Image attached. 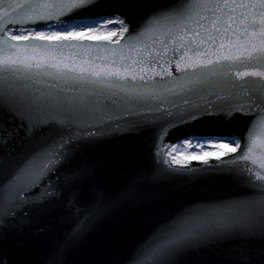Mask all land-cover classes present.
<instances>
[{"label": "water", "instance_id": "95a60500", "mask_svg": "<svg viewBox=\"0 0 264 264\" xmlns=\"http://www.w3.org/2000/svg\"><path fill=\"white\" fill-rule=\"evenodd\" d=\"M174 4L175 0H96L60 19L80 24L123 14L129 31L142 30L149 18L171 11L169 6ZM255 8L259 11L258 4ZM241 11L251 13L252 9H242L237 4L234 15L238 18ZM202 15L210 16L212 12ZM156 36L159 33L143 39L151 45ZM119 37L111 42L103 37L74 38L63 44L34 41L31 43L38 46L36 49L28 47L25 52L26 45H18L0 55L23 59L40 56L48 49L49 54L62 53L65 62L71 60L77 66L81 60L107 63L103 58L112 56L107 49L120 51L116 44ZM155 47L159 48V44ZM98 55L101 60L96 59ZM168 67L163 63L164 69ZM156 68L161 70L160 65ZM48 72L51 75H32L21 69L15 75L6 74L7 79L0 77V127L7 125L15 130L6 144H0V264H132V258L148 247L157 226L170 218L190 217L207 226L253 208L258 210L264 204L259 182L246 174L248 168L261 171L259 165L264 163V114H259V109H255V116L237 112L224 117L214 112L177 126L167 123L172 117L161 119V113L147 111L160 103L161 96H168L165 106L173 100L181 103L179 96L165 91L167 84L155 89L157 98L130 103L123 91L105 100L103 96L90 95L97 86L57 79L53 69ZM143 74L146 79L151 75ZM180 75L182 84L192 80L198 89L189 99H214L207 86L195 83L190 74ZM141 83L128 81L126 87ZM48 84L66 89L61 95L71 98L72 105L56 111L33 110L23 96L45 92ZM73 86L74 93L67 91ZM153 87L149 80L142 91L147 93ZM127 111L132 115H123ZM244 111H248L247 107ZM116 115H121L119 121L105 119ZM25 117L29 124L39 119L53 122L32 133L25 127ZM161 125L167 131L162 137L165 144L192 138H224L237 139L241 148L221 160L209 156L208 164L196 160L177 165L171 162V155L160 157L155 153ZM62 141H68L67 145L62 147ZM246 141L251 143L250 159L236 160L245 150ZM58 153L62 155L57 158ZM252 234L261 235L259 226ZM231 236L232 232L222 226L219 230L205 227L197 242L180 249L171 260L174 264H240L242 260L264 264V240H236Z\"/></svg>", "mask_w": 264, "mask_h": 264}, {"label": "snow or ice", "instance_id": "6c2138e0", "mask_svg": "<svg viewBox=\"0 0 264 264\" xmlns=\"http://www.w3.org/2000/svg\"><path fill=\"white\" fill-rule=\"evenodd\" d=\"M95 2L96 0H56L55 3L53 0H0V46L7 45V48L0 47V53L16 49L18 45H26L25 52L28 47L36 49L38 46L31 43L34 41L63 44L64 41H72L74 38L97 40L103 36L106 41L111 42L113 37L120 34L119 40L116 41L120 51L107 49L112 52L111 57L103 58L107 63L89 64L88 61L81 60L77 66L71 60L65 62L62 53L49 54V50L45 49L40 56H25L23 59L18 55L16 58L0 55V77L7 79L6 74L15 75L21 69L32 75H51L48 70L53 69L57 79H71L79 85L97 86L92 89L91 96H103L105 100H111V97L119 96L123 91L130 103H147L148 100L157 98L155 89L167 84L169 87L165 91L171 96H179L181 103L173 100L165 106L164 101L168 96H161L160 103L154 108L149 107L147 111L161 113V119L172 117L167 123L177 126L196 121L204 115H212L214 112L224 117L237 112L255 116L258 114L255 109H259V114H264V0H175V4L169 6L171 11L159 16L154 15L142 30L133 28L132 31H129V22L123 14L101 17L91 24H76L71 20L66 22L60 19ZM237 4L242 9H252L251 13L241 11L237 18L234 15ZM257 4L259 11L255 8ZM208 10H211L212 15H202ZM224 10H227L226 15ZM53 19L55 22L49 23ZM233 24L238 27H233ZM108 25L112 27L107 32L100 30ZM155 33H159V36L152 39L151 45L144 41L146 35ZM121 40L123 44H120ZM157 43L159 48L155 47ZM162 58L163 63L169 65L167 69L163 68ZM96 59L101 60V57L98 55ZM157 65H160V71H157ZM137 68L139 72L136 71ZM145 72L151 73L147 79L143 74ZM180 74H190L195 83L207 86L209 95L214 99L204 96L200 97V102L189 99L188 97L197 93L198 89L193 86L192 80L187 85L182 84L183 77ZM136 80H140L141 85L126 87V82ZM149 80L154 87L145 93L142 89ZM218 83L222 86L217 87ZM47 88L45 92L23 96V99L35 111L47 108L56 111L72 105L71 98L61 95L66 89L58 84H48ZM67 91L74 93L76 88L73 86ZM112 103L115 104V101ZM103 106L107 107V104ZM245 107L247 112L244 111ZM123 115L131 116L132 112L127 111ZM105 119L108 122L112 119L119 121L121 115ZM261 119L264 120V115H261ZM23 122L28 132L35 133L53 121L39 119L29 124L25 117ZM116 126L119 127V124ZM159 130L161 135L157 137L154 146L157 156L170 155L173 149L190 142L165 144L162 137L167 135V131L163 125ZM14 135V129H9L7 125L0 127V144H6ZM223 139L215 145L218 149L215 156L217 160L234 154L241 148L240 141L223 142ZM67 143L68 141H62L61 146H66ZM199 147L203 149V145ZM251 150L250 141H246L245 150L235 159L248 161ZM59 155L62 153H58L57 158ZM209 155L207 152L197 154L193 151L188 156L173 158L171 162L184 165L185 162L199 160L208 164L206 157ZM259 168L261 171L248 168L246 174L259 182L257 187L264 194V163H260ZM17 198L19 199V194ZM221 226L224 230L232 232L231 239L264 240V204H261L258 210L253 208L227 221H212L207 226L190 217L170 218L157 226L148 247L140 256L132 258V264H174L171 257L180 249L197 242L205 227L219 230ZM257 226L261 232L259 236L252 234ZM261 255L264 256V249L261 250ZM240 264H249V261L242 260Z\"/></svg>", "mask_w": 264, "mask_h": 264}, {"label": "rangeland", "instance_id": "374dc122", "mask_svg": "<svg viewBox=\"0 0 264 264\" xmlns=\"http://www.w3.org/2000/svg\"><path fill=\"white\" fill-rule=\"evenodd\" d=\"M97 21V20H96ZM94 22H85V23H80V24H91L95 23ZM112 26L108 25L106 27L101 28L100 30L102 32H107ZM120 34L118 33L117 36L113 38L119 37ZM103 37V36H101ZM184 141H190L189 143H183V147H177L172 150L171 156L173 158H180L181 156H188L190 155L193 151H195L197 154H203L204 152L209 153V156H216V153L218 152V149L215 147V145L218 142H221V139H213V138H192V139H183L180 141V143ZM231 140L223 139V142H229ZM178 144L175 143L174 145ZM199 145H203V149L199 147ZM207 156L206 158H208Z\"/></svg>", "mask_w": 264, "mask_h": 264}, {"label": "bare ground", "instance_id": "6f19581e", "mask_svg": "<svg viewBox=\"0 0 264 264\" xmlns=\"http://www.w3.org/2000/svg\"><path fill=\"white\" fill-rule=\"evenodd\" d=\"M231 141H236L235 139H232ZM173 158V157H172Z\"/></svg>", "mask_w": 264, "mask_h": 264}]
</instances>
